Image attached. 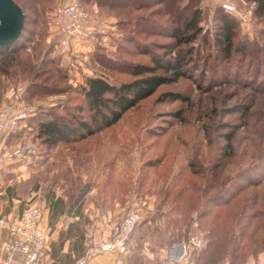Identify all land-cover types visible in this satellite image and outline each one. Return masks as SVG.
I'll return each mask as SVG.
<instances>
[{
  "label": "rangeland",
  "instance_id": "1",
  "mask_svg": "<svg viewBox=\"0 0 264 264\" xmlns=\"http://www.w3.org/2000/svg\"><path fill=\"white\" fill-rule=\"evenodd\" d=\"M33 1L20 60L9 73L0 71V102L22 85L37 115L6 134L0 153L28 144L35 149L0 170V208L10 206L7 186L22 206L48 191L75 198L95 188L94 201L103 208L118 204L124 206L119 214L132 206L144 212L123 255L127 264H159L167 244L184 238L194 218L206 244L199 264H244L264 254V15L254 12L256 2L225 0L237 11H229L236 20L234 48L224 58L214 35L221 0L200 1V32L178 45L152 25L172 31L176 18L165 14V3L107 6L86 0L104 24L94 47L98 57L94 49L86 61L69 62L52 35V13L63 0ZM188 47L194 48L187 66L192 78L159 85L116 123L85 139L48 146L38 136L40 116L90 120L80 86L87 77L99 74L118 84L133 79L134 63L151 64L153 54L168 57ZM145 49L152 53L140 51ZM34 83L47 90L36 92L34 86L27 93ZM222 193L229 198L225 204Z\"/></svg>",
  "mask_w": 264,
  "mask_h": 264
},
{
  "label": "trees",
  "instance_id": "2",
  "mask_svg": "<svg viewBox=\"0 0 264 264\" xmlns=\"http://www.w3.org/2000/svg\"><path fill=\"white\" fill-rule=\"evenodd\" d=\"M15 1L21 5L25 13V23L22 32L17 40L12 43L0 45V71L2 73H9L10 68L20 60V51L23 47H25V45L21 43L20 40L26 27V21L31 17V14L28 12V10L31 4H34L33 0ZM81 1L83 4H87L86 0ZM200 1L201 0H155V3L157 4L165 3V14L172 15L173 18H176V20L171 21V24L173 25L172 31V27L168 28L167 25L159 24H152L156 27L154 29L158 32L167 34L169 37L175 38V45L194 40L195 38H197V35L201 30L199 24L202 11L199 7ZM254 1L256 2L254 12L257 15H264V0ZM98 3L100 5L107 6H146L145 0H98ZM216 11L218 13V21L215 25V42L216 45L219 46V50L223 54V57L229 58L231 57L234 48V30L236 20L229 11L221 6L217 7ZM152 22L154 21L151 20L150 23ZM137 23V21L134 23L135 27H137ZM240 48L241 51L245 50L244 46H241ZM193 50L194 48L192 47H188L187 49H179L178 52L175 53V55H168V57H166L167 55L160 56L157 54H153L151 56V64L134 63L130 68V74L134 76L133 79L122 81L118 84L109 81L105 76L99 74L87 77L86 83L80 86L81 93L83 95V98L85 99L88 110L90 111V120L83 118L81 115L74 116V118H67L63 115L56 114H52V116L49 118L40 116L38 121V136L42 137L43 141L48 146H53L59 142H71L85 139L108 126H111L112 124L116 123L128 109L135 106L140 100L154 93L159 85L176 81L181 76L192 78V74L189 73V67L187 66L193 60ZM235 50H239L238 46L235 47ZM140 51L149 54L152 53L147 49ZM96 53L97 48L92 53L93 57L97 59L98 55ZM195 54L198 55V49L197 51L195 50ZM62 57L65 56L62 55ZM99 60L100 62L105 63V60L103 58L99 57ZM50 61L53 62V59H50ZM72 61L76 60L69 58V62ZM27 69H29L28 66L24 70ZM159 69H164L166 71H169V73H158L157 71ZM34 86L35 89L37 88L36 92H43L47 90V87L45 85L34 83L32 86H28V89L26 90L27 93H30V91L28 90H32V88L34 89ZM36 86H39V88ZM167 94H171L176 98L183 97L179 93L171 92ZM78 110H82V107L80 106ZM36 115L37 114L34 113L30 116L34 117ZM29 117H27L26 120ZM10 133H12V131L9 132V134ZM6 167H3L1 170L5 169ZM6 190V198L9 201V205H11L14 198H16L17 196H15V193H13V188L11 186H7ZM51 194H53V192L48 191L46 193V196H50ZM224 196L225 194L223 193L220 195V197L222 198V201L220 203L224 202L223 204H225L229 199L228 197ZM82 197V193L76 195L74 202L80 203L79 200H81ZM219 200L221 199H218V201ZM79 209L80 205L77 207V210ZM144 218L145 215L143 219ZM143 219L141 221H143ZM194 219H192L191 224ZM197 220L198 222H200L199 218ZM175 241L178 240H173L172 242L167 244L165 248L173 244ZM262 241L263 242H261V244L264 245V240ZM205 245L206 244L203 245L199 253L202 252L201 250H203ZM164 259L165 255L163 256L159 264H164Z\"/></svg>",
  "mask_w": 264,
  "mask_h": 264
},
{
  "label": "built area",
  "instance_id": "3",
  "mask_svg": "<svg viewBox=\"0 0 264 264\" xmlns=\"http://www.w3.org/2000/svg\"><path fill=\"white\" fill-rule=\"evenodd\" d=\"M221 2L226 10L237 11L234 4L225 0ZM52 18L53 43L57 50L67 58L86 61L105 30L104 24L96 20L94 12L81 0H63L55 6ZM24 92V86L14 87L0 102V141L37 112L35 105L25 101ZM34 149L28 144L15 151L0 153V170ZM143 217L142 209L132 206L114 223L109 236L103 237L93 228L86 229L84 250L73 264H86L102 253H116L122 258L128 252L130 234ZM43 219L44 206L37 198L26 201L16 219L0 215V227L6 229V236L0 240L3 264H50ZM204 244L205 236L198 220L194 219L186 236L166 248L164 264H198L197 256ZM244 264H264V254Z\"/></svg>",
  "mask_w": 264,
  "mask_h": 264
},
{
  "label": "crops",
  "instance_id": "4",
  "mask_svg": "<svg viewBox=\"0 0 264 264\" xmlns=\"http://www.w3.org/2000/svg\"><path fill=\"white\" fill-rule=\"evenodd\" d=\"M5 139L0 141V145ZM94 190L95 188L88 189L79 200L80 203H75L73 197L67 198L61 191L50 196L42 195L40 198L44 206L43 223L46 227L50 264H73L74 259L84 250L86 229L93 228L97 234L109 236L114 223L124 213L118 212L119 209H124L123 205L103 208L102 204L95 202L92 195ZM79 205L80 209L77 210ZM22 207L20 200L14 198L12 205L5 209L0 208V215L16 219ZM5 236L6 229L0 227V240ZM2 257L3 251L0 247V264H3ZM86 264H127V260H124L123 256L120 258L116 253H102L91 258Z\"/></svg>",
  "mask_w": 264,
  "mask_h": 264
},
{
  "label": "water",
  "instance_id": "5",
  "mask_svg": "<svg viewBox=\"0 0 264 264\" xmlns=\"http://www.w3.org/2000/svg\"><path fill=\"white\" fill-rule=\"evenodd\" d=\"M25 23V13L15 0H0V45L17 40Z\"/></svg>",
  "mask_w": 264,
  "mask_h": 264
}]
</instances>
